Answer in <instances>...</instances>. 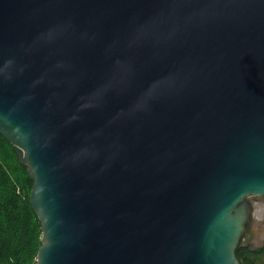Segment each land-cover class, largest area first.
I'll list each match as a JSON object with an SVG mask.
<instances>
[{
  "label": "water",
  "instance_id": "obj_1",
  "mask_svg": "<svg viewBox=\"0 0 264 264\" xmlns=\"http://www.w3.org/2000/svg\"><path fill=\"white\" fill-rule=\"evenodd\" d=\"M0 134L34 264H240L264 195V0H0Z\"/></svg>",
  "mask_w": 264,
  "mask_h": 264
},
{
  "label": "trees",
  "instance_id": "obj_2",
  "mask_svg": "<svg viewBox=\"0 0 264 264\" xmlns=\"http://www.w3.org/2000/svg\"><path fill=\"white\" fill-rule=\"evenodd\" d=\"M33 181L14 146L0 134V264H34L41 247L42 227L30 204ZM236 250L240 264H258L264 246Z\"/></svg>",
  "mask_w": 264,
  "mask_h": 264
},
{
  "label": "rangeland",
  "instance_id": "obj_3",
  "mask_svg": "<svg viewBox=\"0 0 264 264\" xmlns=\"http://www.w3.org/2000/svg\"><path fill=\"white\" fill-rule=\"evenodd\" d=\"M248 201L252 205L253 218L247 225L243 238V245L252 249L264 246V195H250ZM258 264H264V256Z\"/></svg>",
  "mask_w": 264,
  "mask_h": 264
}]
</instances>
